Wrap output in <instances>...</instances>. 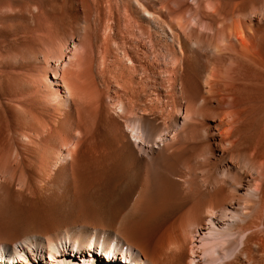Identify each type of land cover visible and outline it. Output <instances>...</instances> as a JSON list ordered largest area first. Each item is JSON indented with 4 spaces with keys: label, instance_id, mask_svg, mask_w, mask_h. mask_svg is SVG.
<instances>
[{
    "label": "bare ground",
    "instance_id": "1",
    "mask_svg": "<svg viewBox=\"0 0 264 264\" xmlns=\"http://www.w3.org/2000/svg\"><path fill=\"white\" fill-rule=\"evenodd\" d=\"M264 264V0H0V264Z\"/></svg>",
    "mask_w": 264,
    "mask_h": 264
}]
</instances>
